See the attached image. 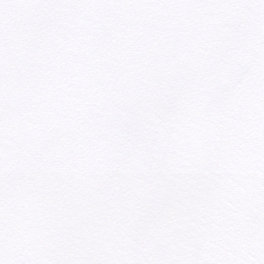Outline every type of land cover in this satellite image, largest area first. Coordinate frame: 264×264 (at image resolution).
I'll use <instances>...</instances> for the list:
<instances>
[{
	"label": "snow or ice",
	"instance_id": "1",
	"mask_svg": "<svg viewBox=\"0 0 264 264\" xmlns=\"http://www.w3.org/2000/svg\"><path fill=\"white\" fill-rule=\"evenodd\" d=\"M0 264H264V0H0Z\"/></svg>",
	"mask_w": 264,
	"mask_h": 264
}]
</instances>
